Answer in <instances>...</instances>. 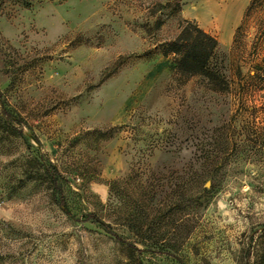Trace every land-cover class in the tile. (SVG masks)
<instances>
[{
	"label": "rangeland",
	"instance_id": "1",
	"mask_svg": "<svg viewBox=\"0 0 264 264\" xmlns=\"http://www.w3.org/2000/svg\"><path fill=\"white\" fill-rule=\"evenodd\" d=\"M251 3L0 0V264H264ZM187 22L227 91L164 56Z\"/></svg>",
	"mask_w": 264,
	"mask_h": 264
},
{
	"label": "trees",
	"instance_id": "2",
	"mask_svg": "<svg viewBox=\"0 0 264 264\" xmlns=\"http://www.w3.org/2000/svg\"><path fill=\"white\" fill-rule=\"evenodd\" d=\"M263 1L252 0L250 9ZM181 29L176 40L161 45L164 48V56H178L175 60L176 70L186 82L193 77L204 76L209 80V87L213 91H227L224 77L210 69V62L219 51L218 41L188 22L182 25ZM254 71L255 76L259 78L264 72V63L256 65ZM262 86L264 87V83ZM95 221L98 222V219Z\"/></svg>",
	"mask_w": 264,
	"mask_h": 264
}]
</instances>
